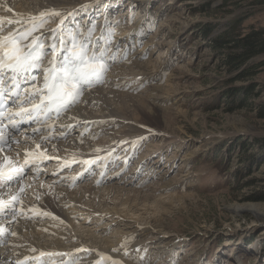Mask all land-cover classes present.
<instances>
[{
  "label": "rangeland",
  "instance_id": "obj_1",
  "mask_svg": "<svg viewBox=\"0 0 264 264\" xmlns=\"http://www.w3.org/2000/svg\"><path fill=\"white\" fill-rule=\"evenodd\" d=\"M108 1L113 8L108 20L121 19L125 26L140 24L143 39L138 49L142 54L135 70H147L150 75L143 89L155 96L153 100L160 107L171 105L161 107L165 134H151L163 160L168 159L161 165L172 169L166 172L165 179L175 181L163 187L159 197L145 200L148 205L159 202V211L153 205L147 209L138 205L136 212L119 206L128 215L126 219H138L152 228L151 232L137 224L125 226L124 220L108 216V221L100 225L111 232L104 230L98 237L120 243L129 237L133 245H124L127 248L120 252L126 251L133 260L118 255L125 264H208L229 247L235 250V256L241 249L250 251L248 258L238 259L242 264H264V117L257 112L264 101V89L252 99L255 105L251 111L237 107L236 99H232L230 108L227 98L220 94L223 80L230 75L221 65V54L213 51L208 36L198 31L197 25L225 20L237 10L248 9L242 26H264V0H241L235 11L223 17L200 11L204 0H151L149 4L138 0ZM127 5L130 10H126ZM145 25L152 28L150 32H144ZM154 33L155 37L144 43ZM156 41L162 43V49H157ZM148 60L152 67L144 64ZM154 71L156 75L151 73ZM260 76L254 80L256 87L264 84V70ZM155 83L164 86L167 97L156 96ZM232 84L247 82L236 80ZM113 99L119 101L117 94ZM111 115L108 111L107 116ZM133 131L140 132L141 128L134 127ZM149 143L155 146L153 140ZM173 152L177 153L174 164H170ZM156 181L161 182L156 179L153 183ZM233 207L240 209L235 211ZM147 214L150 217L146 218Z\"/></svg>",
  "mask_w": 264,
  "mask_h": 264
},
{
  "label": "bare ground",
  "instance_id": "obj_2",
  "mask_svg": "<svg viewBox=\"0 0 264 264\" xmlns=\"http://www.w3.org/2000/svg\"><path fill=\"white\" fill-rule=\"evenodd\" d=\"M138 1L144 4L151 2V0ZM94 2L95 0H0V14L7 18L17 19L12 24L0 20L3 22L4 28L2 34L7 35L18 28H23L24 21L30 16H38L41 12L59 10L61 15L48 19L44 28L41 29V32L46 34L47 39L52 30L57 28L61 19L68 17V14L73 10H80L84 5H93V7L78 11V13L86 16L89 13L88 10L91 9L90 14L95 13L97 3ZM126 8V10H130L128 5ZM149 21L148 19L146 24ZM139 25L124 26L123 23L119 25L117 39L123 46H129L128 57L118 65L113 66L114 63L110 65V68L113 66V69L109 73V68L107 72L109 79L103 85V89L96 86L87 90L81 103L75 105L68 113L71 119L67 117L59 119L58 123L64 125L79 123L78 127L69 132L66 138L51 141L59 151L54 152L49 146L54 159H52L48 170L38 178L34 174L28 173L23 184L10 189L6 187L0 189V199L9 200L11 196H18L19 199L15 213L8 209L0 212V229L3 230V235H0V264H21L15 262L21 253H26L24 256H35L36 260L33 264H39V253L42 249L46 251L65 249L62 257L67 256V259L76 256H91L96 253L97 246L109 249L118 242V240L112 241L107 237H98L99 233L109 229L98 224L106 220V216L111 215V218L115 217L119 222L124 220L125 226L131 224L135 227L137 224L139 228L146 226L145 223H140L136 218L126 219L127 214L119 207L120 205L135 212L138 210V205L141 207L144 205L146 209L149 205H153L155 210L158 208L159 211V202L152 201V204L148 205L145 200L151 197L152 199L159 197L163 193V187L174 183L175 178L165 179L166 172L170 173L169 171L172 169L170 167L166 169L164 165L160 166L162 158L160 148L156 146V140H153L155 144L153 151H146L150 150L148 146L151 143L140 142L139 145L146 150L141 149L138 159H135L137 148L131 142L133 140L131 137L113 138L106 135L107 132H105L106 140H100L99 132L91 131V129H95L96 126L99 129L102 127L96 122L92 126L89 123V119L94 118L96 120L99 116H107L109 111L111 116L122 121V127L116 130L118 133H142L146 131V127H154L165 133L161 109L171 107V105L161 106L162 108L157 105V100H153L155 96L150 91L143 89L150 79L147 70H135L138 66L137 59L142 54L138 49L142 42L141 33L138 32ZM162 25L164 22L160 23L159 27ZM150 30L147 27L145 32H150ZM100 36L101 33L95 32L93 40ZM154 37L155 33L148 37L144 43L148 44V39ZM155 46L159 50L162 49L160 41H156ZM149 61L151 60L144 61L146 67L153 66L149 64ZM151 73L156 75V71ZM155 84L157 85V83ZM157 86L154 89V92L157 93L156 96L167 97V92L163 90L164 86ZM116 94L119 101L113 99ZM137 126L141 128L140 132L133 131L134 127ZM88 131H90L89 134H87ZM60 132L61 129L57 128L54 135L59 136ZM81 133H83L82 136ZM149 136L152 137L146 131L144 138L148 140ZM169 141L173 140L170 139ZM118 146L129 150L127 152H124L123 149L118 150ZM22 148H28L27 151L38 152L32 148V142L23 141L8 150L7 153L13 160L23 162L27 151L22 152ZM109 150L116 151L118 160L111 158L109 169L104 171L107 159L110 158ZM175 153L177 152L171 153L170 164H174ZM91 156L102 159L98 161L90 176L75 181V175L83 168V164L79 161ZM69 159H75L78 162L71 169H64L59 174L53 175ZM165 160L168 161L166 158ZM156 178L161 182L148 183L150 179L154 181ZM21 188H23L22 192L20 191ZM156 192L158 193L157 196L154 195ZM45 201H49L55 206V216L47 222L52 228L47 227L48 232L41 235L37 231L38 225L44 223V219L51 215L49 210L46 212L49 215H45L43 212L47 209L43 205ZM156 201L162 202L158 198ZM24 207L28 208L29 213L26 214L25 218L19 217L17 210L20 211ZM239 209L237 207L235 211ZM147 216L150 217V214L145 217L147 218ZM146 229L149 232L153 230L148 225L145 227ZM115 230L121 231L118 227H115ZM84 243L96 246L89 248L87 252L78 251L82 249ZM122 243L128 246L133 245L129 237H125ZM18 244H24L22 248L18 249L19 253L17 252ZM233 250H230L229 247V255H234Z\"/></svg>",
  "mask_w": 264,
  "mask_h": 264
},
{
  "label": "snow or ice",
  "instance_id": "obj_3",
  "mask_svg": "<svg viewBox=\"0 0 264 264\" xmlns=\"http://www.w3.org/2000/svg\"><path fill=\"white\" fill-rule=\"evenodd\" d=\"M89 7L93 5H84L80 10L70 12L68 17L61 19L47 39L41 29L51 16L61 15L59 10L30 16L24 21L23 28L7 35L2 34L4 28L0 21V153L9 148L11 142H17L11 140L10 133L21 132L22 125H38L32 128L31 134L46 132L47 135H41V143L50 146L54 152L59 149L51 141L66 138L69 132L78 127L79 122L64 125L57 121L61 117L71 119L68 113L81 102L85 91L104 83L106 73L119 53L118 45L112 47L113 29L106 28L95 40L94 22L89 21L87 29H81L77 22L78 11ZM7 23L12 24L13 21L8 20ZM105 23L108 24L107 19ZM11 105H15L17 110L13 111ZM57 128L61 129L59 136L54 135ZM35 147L40 149L41 144ZM53 158L46 157L43 151L25 152L23 162L15 161L7 155L0 156V189L7 187L10 182L22 180L28 169L36 168L35 175L38 176L42 172L40 164ZM100 159L79 161L86 167L74 179L82 178L90 172L91 166ZM77 162L73 160V163ZM68 167L70 164L65 162L58 172ZM18 202V196H11L9 200L0 199V212L8 209L15 213ZM0 235H3L2 229ZM124 255L128 253L125 251ZM105 260H110L111 264H121L110 257L101 259L98 264H104Z\"/></svg>",
  "mask_w": 264,
  "mask_h": 264
},
{
  "label": "trees",
  "instance_id": "obj_4",
  "mask_svg": "<svg viewBox=\"0 0 264 264\" xmlns=\"http://www.w3.org/2000/svg\"><path fill=\"white\" fill-rule=\"evenodd\" d=\"M213 1L204 0L200 4V11H208L216 16L222 14L223 17L235 11L241 0H219L212 4ZM258 1L263 0H251L250 3ZM248 15V9H240L225 20L198 22L197 25L198 31L208 36L213 51L221 54V65L230 75L223 80L220 94L227 98L226 103L230 108L232 99H236L237 107H246L251 111L255 105L252 99L264 89V84L261 87L254 84V80L261 78L260 73L264 70V26H242V21ZM236 80L247 84L233 85ZM257 112L259 117H264V101L257 107Z\"/></svg>",
  "mask_w": 264,
  "mask_h": 264
}]
</instances>
